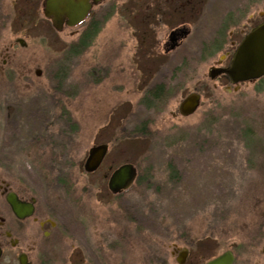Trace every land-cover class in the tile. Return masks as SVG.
Here are the masks:
<instances>
[{
	"label": "rangeland",
	"instance_id": "374dc122",
	"mask_svg": "<svg viewBox=\"0 0 264 264\" xmlns=\"http://www.w3.org/2000/svg\"><path fill=\"white\" fill-rule=\"evenodd\" d=\"M250 1L104 0L82 25L58 32L44 17V0H0V65L17 39L29 43L38 65L48 64L49 75L34 86L31 110L20 120H33L36 136L67 135L70 147L61 162L77 166L72 176L79 181L85 220L86 205L105 220L114 209L115 231L131 237L141 220L148 253L170 245L175 233L184 240L191 232L203 258L257 231L264 216V99L246 85L229 93L209 77L221 55L213 41L229 15ZM91 23L98 30L75 54L71 45ZM177 28L179 45L169 40ZM57 73L67 79L60 94ZM8 84L0 80V103L11 97ZM160 87L166 96L156 102ZM191 94L200 96V105L185 117L179 108ZM100 144L109 145V154L96 173L87 174L88 152ZM127 163L137 180L114 196L109 177ZM60 199L65 222L76 231L80 205Z\"/></svg>",
	"mask_w": 264,
	"mask_h": 264
},
{
	"label": "flooded vegetation",
	"instance_id": "af4514ba",
	"mask_svg": "<svg viewBox=\"0 0 264 264\" xmlns=\"http://www.w3.org/2000/svg\"><path fill=\"white\" fill-rule=\"evenodd\" d=\"M90 3L93 4V0ZM247 5L250 7H239L235 15H229L225 29L213 41L221 55L210 69L229 68L246 36L264 24V0H251ZM98 6L91 8L87 19ZM179 31L177 28L169 35V40L178 41V45L181 43ZM169 44H165L168 51ZM30 50L26 40L17 39L6 48V56L0 65V78L12 89L11 97L0 103V264H208L227 255L232 257V264H264V216L257 222L258 229L252 236L241 243H231L229 248L210 258H203L204 252L194 250L196 240L191 239L190 235H194L191 232L184 240L179 237V232L175 233L170 245L163 243L160 249L148 253L146 224L141 220L135 218L140 225L135 228L134 237L115 231L117 213L114 209L108 211L105 220L93 217L92 207L86 205L90 219L85 220L81 212L79 181L72 176L77 166L70 162L68 169L61 162L70 147L67 135L59 130L55 135L36 136L34 121L20 120L23 112L31 110L37 92L34 86L49 75L46 72L48 64L38 65ZM57 74L54 78L60 83L56 94H60V86L67 79L64 78L66 73ZM213 80L223 83L229 93H238L243 85L250 86L256 97L264 99V76L233 83L222 73ZM108 154L107 151L101 166L93 173L102 167ZM52 176L58 178L53 180ZM54 190H60L61 195ZM126 191L110 192L120 196ZM60 196L80 205L76 231L65 222V205ZM128 217H123L125 224L130 223L131 217Z\"/></svg>",
	"mask_w": 264,
	"mask_h": 264
},
{
	"label": "water",
	"instance_id": "95a60500",
	"mask_svg": "<svg viewBox=\"0 0 264 264\" xmlns=\"http://www.w3.org/2000/svg\"><path fill=\"white\" fill-rule=\"evenodd\" d=\"M103 0H44V16L52 22L53 28L60 32L63 27L73 28L83 23L91 8ZM227 74L233 83L255 80L264 76V24L250 32L237 49L231 66L227 69H210L209 77ZM200 105V96L191 94L182 101L179 112L182 116L195 113ZM108 151L107 145L93 146L88 153L84 169L95 172L102 164ZM137 177L136 168L127 163L117 168L109 180V189L114 194L128 190ZM230 255L221 256L208 264H232Z\"/></svg>",
	"mask_w": 264,
	"mask_h": 264
},
{
	"label": "trees",
	"instance_id": "16d2710c",
	"mask_svg": "<svg viewBox=\"0 0 264 264\" xmlns=\"http://www.w3.org/2000/svg\"><path fill=\"white\" fill-rule=\"evenodd\" d=\"M98 30V26L96 23H91V25H89L88 30L75 42L71 45L72 51L75 54H79L80 52H82L90 43V39L92 37H94L96 31ZM162 91V92H161ZM154 96V99L156 100V102H160V100H164L165 96H166V92L164 93V89L163 87H160V89L157 91V93ZM148 99V107H152V102H149V98ZM172 173H177L176 169L174 167H171Z\"/></svg>",
	"mask_w": 264,
	"mask_h": 264
}]
</instances>
